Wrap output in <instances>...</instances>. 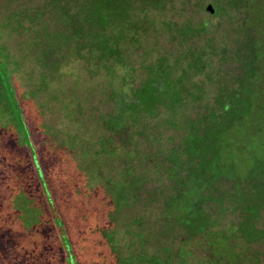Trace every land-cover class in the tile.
Segmentation results:
<instances>
[{
    "label": "trees",
    "instance_id": "trees-1",
    "mask_svg": "<svg viewBox=\"0 0 264 264\" xmlns=\"http://www.w3.org/2000/svg\"><path fill=\"white\" fill-rule=\"evenodd\" d=\"M148 1L161 7L164 0H42L41 5L18 9L26 22L38 21L45 8L51 12L50 25L41 20L45 34L30 39L33 46L38 40L43 43L35 56L41 64L38 85H46L45 71L56 72L60 60L68 56L62 49L68 50L71 58L100 66L105 74L117 68L126 72L128 61L122 45L129 30L141 21L138 11L145 9ZM243 2L254 14L245 18V24L262 20L264 3ZM253 35L236 49L235 85L215 84L213 105L204 104L205 112L196 123L185 117L179 122L176 117L183 98L200 101L207 92L192 80L194 76L206 84L211 80L203 71L210 56L203 46L190 52L184 63L160 55L144 67L136 83L127 82L124 73L110 92L111 107L99 117L107 133L99 138V147L91 156L105 162L116 157L117 166L112 177L111 168L107 176L98 168L96 177L101 178L112 211L134 204L158 211L153 228L147 233L141 228L136 236L141 244L150 236L148 252L142 249L116 255V262L264 264V29ZM0 82L16 122L20 125L21 118L26 124L8 63L1 55ZM165 111L167 117H162ZM152 119L160 124H181L183 132L175 145L151 149L156 141L148 131ZM35 146L39 151L38 142ZM30 162L47 207L52 193L38 152ZM239 163L245 166L237 175ZM148 172L166 183L156 198L144 189ZM224 181L231 182L229 190L222 187ZM226 200L228 209L239 218L221 228L219 218L211 213L223 211ZM142 223L140 217L127 226L139 228Z\"/></svg>",
    "mask_w": 264,
    "mask_h": 264
},
{
    "label": "rangeland",
    "instance_id": "rangeland-1",
    "mask_svg": "<svg viewBox=\"0 0 264 264\" xmlns=\"http://www.w3.org/2000/svg\"><path fill=\"white\" fill-rule=\"evenodd\" d=\"M41 2L0 0V55L8 63L26 122L21 118L20 125L16 122L0 82V264H121L116 255L142 249L148 252L150 236L143 244L136 236L141 228L143 233L153 228L158 211L142 204L112 211L101 178L96 177L98 168L102 176L111 168L112 177L117 166L116 157L105 162L91 156L99 147V138L107 133L99 117L111 107L110 92L124 73L127 82L136 83L144 67L160 55L184 63L190 52L203 46L210 53L203 71L211 80L208 84L200 77L192 80L207 92L200 101L183 98L176 117L179 122L185 117L196 123L205 112L204 104L213 105L215 84L235 85L236 49L264 29V15L260 14L263 17L258 23L245 24V18L254 14L243 0H164L161 7L148 1L138 11L141 21L129 30L122 45L128 61L126 72L117 68L105 74L100 66L71 58L62 49L68 56L60 60L56 72L45 71L47 84L40 86L41 64L35 56L43 43L38 40L33 46L30 39L45 34L41 20L50 25L51 12L45 8L38 21L26 22L18 9ZM208 4L211 12L205 9ZM47 30L51 28L47 26ZM161 116L167 117V111ZM148 125L156 139L151 149L175 145L183 132L180 123L174 126L152 119ZM36 152L52 193L47 207L30 162L36 159ZM242 166L237 165V175L244 172ZM230 183L224 181L222 187L229 190ZM165 187V181L162 184L155 175L147 174L144 189L149 195L156 198ZM225 205L223 211L211 213L219 218L221 228L239 218L228 209L227 200ZM140 217L141 227L127 226Z\"/></svg>",
    "mask_w": 264,
    "mask_h": 264
},
{
    "label": "water",
    "instance_id": "water-1",
    "mask_svg": "<svg viewBox=\"0 0 264 264\" xmlns=\"http://www.w3.org/2000/svg\"><path fill=\"white\" fill-rule=\"evenodd\" d=\"M205 9L207 10V11H209V12H211L212 11V9H211V7H210V5L208 4L206 7H205Z\"/></svg>",
    "mask_w": 264,
    "mask_h": 264
}]
</instances>
